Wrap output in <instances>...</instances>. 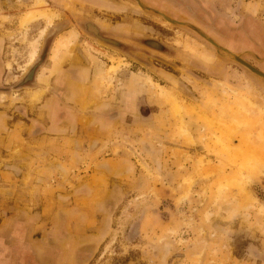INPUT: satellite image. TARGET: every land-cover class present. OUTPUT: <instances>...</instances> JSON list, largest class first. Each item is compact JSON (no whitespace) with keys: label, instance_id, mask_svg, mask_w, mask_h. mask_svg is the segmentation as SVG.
Wrapping results in <instances>:
<instances>
[{"label":"rangeland","instance_id":"obj_1","mask_svg":"<svg viewBox=\"0 0 264 264\" xmlns=\"http://www.w3.org/2000/svg\"><path fill=\"white\" fill-rule=\"evenodd\" d=\"M34 1L0 0L5 80L33 79L38 71V86L25 91L33 104L59 67L77 68L83 61L81 110L89 105L93 112L102 105L122 109L131 98L142 107L138 119L127 114L120 130L107 134L94 158L97 138L87 137L81 169L72 160L57 162L63 174L41 173L46 177L36 189L48 196L64 189L59 180L72 187V181L91 173L92 199L77 200L86 207L106 192L108 180L122 184L109 188L110 235L90 263L264 264V79L230 55L264 72V0H140L143 6L136 0H45L39 8L58 14L50 26L43 18L24 22ZM85 20L120 48L87 34L80 27ZM191 26L230 53L216 50ZM69 37L51 63L53 46ZM48 46V65L41 66ZM157 84L177 96L180 113L161 97ZM40 88L41 97L30 100L29 90ZM5 97L1 93L0 101ZM9 100L22 97L12 91ZM107 161L114 171L110 177L100 172ZM4 180L9 178L3 173ZM86 190L76 188V194Z\"/></svg>","mask_w":264,"mask_h":264},{"label":"crops","instance_id":"obj_2","mask_svg":"<svg viewBox=\"0 0 264 264\" xmlns=\"http://www.w3.org/2000/svg\"><path fill=\"white\" fill-rule=\"evenodd\" d=\"M3 43L1 40L0 87L22 80L26 84L16 85V89L0 90V94H6V99L0 101V160H5L0 162V184L5 182V186H0V264H91V259L110 235L113 203L110 205L109 188H123L120 181L108 180L106 192L92 200L89 207L77 200L92 199L96 185L90 181L91 173L81 182L72 181V187L59 180L60 188L64 189L51 196L36 188L43 186L46 176L42 172L63 174V171L56 170L57 162L70 163L73 160L75 165L82 163V147L91 134L97 138L90 153L94 158L107 134L115 128L119 131L121 122L125 124L127 114L138 119L141 104L131 98L123 103L122 109L102 105L93 112L94 106L89 105L81 110L82 94L77 92L85 85V78L79 76L85 66L83 61L77 68L68 66L70 63L59 67L49 76L48 88L40 100L32 104L25 91L26 86H38V71L32 75L33 79L18 75L15 80H5L7 75H3L1 57ZM46 64L47 59L41 66ZM31 80L33 85H28ZM12 91H17L22 100L10 102ZM83 117H88L89 122L85 125L80 122ZM109 137L107 145L112 146L115 142L113 136ZM98 158L96 156V160ZM81 166L83 164L79 165L80 169ZM113 166H119V163ZM100 172L110 177L114 171L107 161L100 165ZM3 173L9 180L3 181ZM28 177L31 179L26 182ZM76 188L90 190L80 195L76 194ZM47 202L49 209H45Z\"/></svg>","mask_w":264,"mask_h":264},{"label":"bare ground","instance_id":"obj_3","mask_svg":"<svg viewBox=\"0 0 264 264\" xmlns=\"http://www.w3.org/2000/svg\"><path fill=\"white\" fill-rule=\"evenodd\" d=\"M136 1L140 6H143L142 3L140 2V0L139 1L136 0ZM34 3H35V5H34L35 8L28 10L27 15L24 18V22L25 21H35L38 18H43L46 21L47 25L50 26L53 23L54 18L58 14L56 15V13H54L53 11H50L51 9H43V8L40 9L39 8L40 6H44L46 4L45 0H35ZM157 13H159L162 17L164 16L163 18H165L167 21L171 20L170 18H167L164 13L159 12V11ZM161 23H162V25L168 26V23L165 21H161ZM74 35H75V33H72L71 37H74ZM71 37L66 38V39H60L56 42V44L53 46V52L50 56L51 63L55 62V60L57 59V55H58L59 51L66 48L69 45V42L72 39ZM91 49H94V48L91 47ZM94 50L96 51V49H94ZM35 54H36V46H35L34 52L32 54V59L35 56ZM112 67L116 68L115 65L111 66L110 68L112 69ZM157 87H158V92L161 95V97L164 98L168 103H170L172 105V109L174 110V112H176L177 114L180 113L181 107L178 103L177 96L174 95V93L171 91V89L166 88L165 86H163L161 84H157ZM43 91L44 90H41V88L33 90V91L29 90L28 94H29L30 100H32V101L38 100L41 97V95L43 94ZM180 129H181L180 131L182 134L188 133V130L185 127L184 128L181 127ZM257 166L259 167V169L263 170L262 165L257 164Z\"/></svg>","mask_w":264,"mask_h":264},{"label":"flooded vegetation","instance_id":"obj_4","mask_svg":"<svg viewBox=\"0 0 264 264\" xmlns=\"http://www.w3.org/2000/svg\"><path fill=\"white\" fill-rule=\"evenodd\" d=\"M80 27L82 30H84L87 34H89L91 37L101 41V42H104L106 44H109L113 47H117V48H120L118 43L113 39L111 38L107 33L101 31L99 29L98 26H96L94 23L92 22H89V21H83L81 24H80ZM59 28V26H56L55 29ZM51 34H49L48 36V39L47 40H51L50 38H53L50 36ZM46 47V44L44 46V48ZM3 48V47H2ZM49 49V46L46 48L45 52H44V56H43V59H47L48 56H47V51ZM26 84V83H25ZM1 90V88H0Z\"/></svg>","mask_w":264,"mask_h":264},{"label":"water","instance_id":"obj_5","mask_svg":"<svg viewBox=\"0 0 264 264\" xmlns=\"http://www.w3.org/2000/svg\"><path fill=\"white\" fill-rule=\"evenodd\" d=\"M145 8V7H144ZM180 24H185L183 22H179ZM187 25V24H186ZM189 26V25H188ZM192 27V26H191ZM194 30H196L197 32L201 33L200 30H198L195 27H192ZM206 39L209 40V42H211V44L214 46V48L216 50L219 51H223L226 53H230V51L225 50L224 48L220 47L215 41H213L212 39L208 38L205 34L201 33ZM230 55H232L233 59H235L238 63L242 64L243 66H245L246 68H248L253 74H256L258 77H262V79H264V72L257 69L256 67H254L253 65H251L250 63H248L247 61L243 60L239 55H236L234 53H230Z\"/></svg>","mask_w":264,"mask_h":264}]
</instances>
